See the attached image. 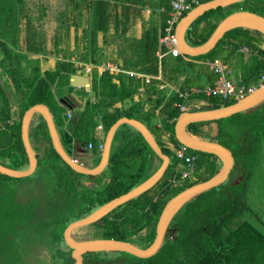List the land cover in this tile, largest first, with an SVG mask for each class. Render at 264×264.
<instances>
[{"label": "trees", "instance_id": "1", "mask_svg": "<svg viewBox=\"0 0 264 264\" xmlns=\"http://www.w3.org/2000/svg\"><path fill=\"white\" fill-rule=\"evenodd\" d=\"M171 1L67 0L68 4L61 12L64 19H67L71 12L69 3H90L88 5L90 22L84 32L86 46L82 54L76 55L75 58L93 63L106 59L107 56L104 54L102 46H99L97 42L98 33L101 32L106 46L114 39L119 40L121 48L118 55L124 54L121 62L123 68L146 74H158L156 52L165 50V47L159 43V38L164 33L163 28L169 17L167 12H161L160 8L163 6L168 11ZM205 1L208 0H199V4ZM145 6L152 8L147 17L144 13ZM240 9L250 10L264 16V0H243L204 12L191 23L187 30L188 43L191 45L203 43L211 35L221 18ZM137 21L142 22L139 29ZM61 27L62 38L65 39L68 33L67 25L62 24ZM111 28L113 32L110 31ZM234 33L238 34L234 35ZM236 37L243 39L242 43L247 44L251 49H257L262 55V59H254L252 66H249L240 83L259 85L260 77L264 75V47H261V43H264V36L256 30L238 27L227 31L216 46L220 43L222 46L229 44L231 49L235 50L239 45ZM211 51L190 57L192 60L212 59L214 55H210ZM67 54L63 55L64 60L54 74L48 73L45 78H42L36 72V84L29 83L27 85L29 88L20 95L16 110L12 112L6 102L1 106V164L14 169L24 168L28 164L21 140V117L28 107L36 103H44L56 119L57 116L58 118L63 116L62 108L58 106L54 98L52 86L56 77L61 75V81L67 82L70 73L75 71L69 61V54ZM208 55L210 56L208 57ZM208 73L207 65H203L201 62L186 61L183 56H169V60L166 61L164 58L161 61V78L150 79L144 85L142 94H137V90L143 84V78L125 73L117 75L107 72L94 76L91 86L94 95L98 96V100L92 104L87 102L85 108L90 107L95 118L98 114L102 115L105 130L120 116L135 118L145 123L155 139L154 130H157L160 137L166 138V142H162V144L157 139L156 141L162 151L170 157V163L162 177L151 188L115 207L101 219L76 228L74 230L76 234L80 237L89 235L86 237L116 238L146 247L155 236V225L167 200L182 189L206 180L217 172L220 167V160L217 156L191 150L197 159L190 175L182 177L181 172L185 165L180 163L181 165L178 166L179 163L175 157L174 148L180 143L174 137L173 128L175 118L182 112L178 104L183 103V99L178 96L177 92H170L168 95L171 88L165 84V82L176 84L178 79H182L181 84L178 83L177 86L180 89L191 91L192 86L200 84L198 80L201 77L199 78V76L202 74L208 76ZM207 80L208 83H204L205 85H213L212 79L207 77ZM136 94L139 98L134 101ZM188 98L197 99L196 106L190 107L191 110L215 108L236 101L235 98L224 100L218 96H207L197 91H193ZM114 101H121L122 107L115 106ZM200 101H204V104L198 105ZM134 108L138 113L132 111ZM241 113L243 114V111L227 117L230 118L227 124L222 125L221 119L194 122L189 123L186 130L192 135L216 141L230 148L235 156L237 170L241 169L242 179L237 183H232L231 177L227 178L228 180L226 179L221 184L190 199L174 215L164 242L154 255L148 258H138L123 252L132 259L124 260L120 264H264V222L262 216L260 217L255 208L248 203L247 188L242 171L252 148L244 143V139L247 138L248 132L253 127H259L264 131V113L260 119L256 115L252 116L249 112L246 113L245 118L235 120V117L240 116ZM63 118L65 117L63 116ZM231 118H234L235 121ZM157 122L160 123L159 128L156 127ZM30 123H33L29 134L32 136L31 141L40 147L36 153L37 167L43 165L42 161L57 162V185L54 195L56 196L60 192L66 201L62 203L59 210L56 209L55 198L54 205H52L54 207L52 217L55 216L54 223L58 228L54 230L53 247L57 250L58 258L62 264H73L74 259L70 256L71 249L67 245L64 248L58 243L59 239L63 241L64 228L70 223V221H65L67 218L61 217L63 211L77 205L79 213L74 220L87 215L97 206L127 192L145 180L160 165L161 159L155 155L135 129L132 128L131 132H124L120 128L114 134V146L106 166L112 169L110 177L106 178L102 185L88 184L87 186L83 180L89 174L78 173L71 169L52 147L46 122L41 114L34 113ZM63 123H65L64 119L60 120V124ZM212 123L216 124L215 129L210 127ZM67 126L70 128V124ZM128 127L131 129L130 126ZM80 128L83 130L84 127ZM85 133L87 132L85 131ZM72 136L83 141L79 131H75ZM89 140H92L94 144L90 150L92 155L96 156L97 153L99 155L100 139L86 138L85 143L87 144ZM67 141H70L69 137L62 138L63 146L67 144ZM153 158L156 159L155 163ZM98 160L92 166H95ZM131 160H135V167H132L134 164H131ZM176 166H178L177 170ZM174 174V181H170ZM0 176L13 178L4 174H0ZM87 231L90 233L87 234ZM94 253H96L94 257L100 261L99 264H105L104 255H98L101 252H87L85 258L91 262L94 258L89 257L88 254ZM103 254H107V252Z\"/></svg>", "mask_w": 264, "mask_h": 264}, {"label": "water", "instance_id": "2", "mask_svg": "<svg viewBox=\"0 0 264 264\" xmlns=\"http://www.w3.org/2000/svg\"><path fill=\"white\" fill-rule=\"evenodd\" d=\"M240 1L243 0H208L187 11L179 19L176 25V33L179 38V46L182 53L190 56L205 54L216 46L217 42L227 31L238 27L256 30L264 36V16L250 10L240 9L232 11L221 18L211 35L203 43L199 45H191L188 43L185 36L186 30L198 16L208 10L216 9L217 7H225ZM69 86L71 89L67 90L61 97V102L68 108L81 106L83 103V95H81L78 90L83 87L85 91H89V77L83 74L73 73L70 75ZM263 100L264 83H260L252 92L233 103L215 108L184 110L175 118L173 128L175 139L179 143L189 147L191 150L210 153L217 156L220 160V167L217 172L208 179L194 183L182 189L167 200L155 225V236L152 242L146 247H140L129 241L116 238L93 237L75 239L72 236V232L76 228L99 220L115 207L137 197L151 188L162 177L170 162V158L162 151L154 135L143 122L128 117H121L113 122L107 130L99 162L95 166L89 167L77 161L65 151L56 128L54 117L48 106L44 103L33 104L24 111L21 117V140L27 155L28 164L24 168L14 169L0 163V174L19 178L28 176L35 171L37 167V157L29 139V125L34 113L41 114L45 120L52 147L61 159L74 171L89 175L99 174L105 169L109 161L112 141L116 129L123 123L129 124L141 135L155 155L161 159L160 165L145 180L132 187L127 192L110 199L87 215L71 221L64 228L63 240L71 249V256L74 259L73 264H83V254L87 252L120 251L129 253L138 258H148L154 255L162 246L169 229V224L181 207L193 197L224 182L228 178L229 173L235 164V158L230 148L216 141L192 135L186 130V126L189 123L214 121L229 117L235 113L248 110L258 105Z\"/></svg>", "mask_w": 264, "mask_h": 264}, {"label": "rangeland", "instance_id": "3", "mask_svg": "<svg viewBox=\"0 0 264 264\" xmlns=\"http://www.w3.org/2000/svg\"><path fill=\"white\" fill-rule=\"evenodd\" d=\"M31 3L35 4L34 7L36 9L38 8L39 11L43 8L47 10L48 3L49 5L50 3H55L54 5H60V7H62L67 3V0H0V25L3 26V29L0 28V30L6 31L3 35L13 33L12 30L15 29H13L10 23L17 15L21 13V16H24L27 14L25 10L27 12L29 10H34L28 8ZM41 3H45L44 7L41 6ZM49 11L52 13L54 9L49 7ZM26 17L28 16L26 15ZM35 31L38 32V30ZM236 34L238 33H234V35ZM236 38L239 44L243 42V39L239 37ZM221 44L222 43L217 45L210 52V55H214V58L218 56L224 59L231 68V80L240 82L247 73V68L244 64L245 57L238 51L223 47ZM58 51L61 55L68 53L65 47L58 49ZM210 55H208V57ZM214 58L201 60L208 62ZM203 61L202 64H204ZM200 77L202 86H206L204 83H208L207 75L202 74ZM78 92L81 95H85L86 93L83 88H80ZM189 92L190 94L193 93V91ZM249 112L252 116L256 115L260 119L262 117L261 115L264 113V100L259 105L248 109V112L243 111V114L241 113L240 116H236L235 120H239L242 117L245 118L246 113ZM93 118L92 116L89 118L88 133L82 131L84 132L82 133L83 141L73 140L71 142L67 141V144H65L70 156L73 158L76 157L79 162L84 164H94L98 160V153L95 154L96 156H93L90 150L83 148L85 144L84 140L95 133V128L93 124H91ZM229 119L230 118L227 117L223 118L220 120V123L222 125L227 124L229 123ZM231 119L234 120V118ZM32 126L33 123H30L29 134ZM210 127L215 129L216 124L212 123ZM57 131L63 136L64 132L61 126H58ZM154 133L157 141L162 144V139L158 131L154 130ZM29 138L35 153H38L40 147L31 141V135ZM244 140L246 145L252 146L251 153L246 160L245 168L242 169L244 173L243 180L247 188L246 196L248 203L255 208V211L258 212L260 217L262 216V221L264 222V131L259 127H253ZM131 162V164H134L132 167H135V160H131ZM41 163L43 165L37 167L36 170L28 176L19 178H6L0 176V264H62L58 258L57 250L53 247L54 230L58 229L54 223L55 216L52 217L54 212V207L52 206L54 205V192L56 191L57 185V162L47 163V161H42ZM111 170V168L106 167L100 174L85 176L83 181L87 183V186L88 184L102 185L106 178L108 179L110 177ZM235 170L232 171L228 177V179L231 177L230 181L232 183L239 182L243 177V175L240 174V168ZM78 208L79 206L77 205L73 208H67L63 211L61 217L64 219L67 218L65 221L71 222V220L77 217L79 213ZM57 214L60 216L59 213ZM86 233L88 234L90 232L87 231ZM59 241L58 243H60V246L64 247V242L61 239H59ZM103 253L102 251L98 255H104V259L106 258L104 260L105 264H113L114 262L120 264L123 263L124 260L132 259L129 255L120 251H110L109 253L107 251V254ZM88 255L94 259L84 264L100 263V261L94 257L96 253Z\"/></svg>", "mask_w": 264, "mask_h": 264}, {"label": "crops", "instance_id": "4", "mask_svg": "<svg viewBox=\"0 0 264 264\" xmlns=\"http://www.w3.org/2000/svg\"><path fill=\"white\" fill-rule=\"evenodd\" d=\"M44 4L45 3H41V6L44 7ZM54 4L55 3L53 4L50 3L49 5L48 3L47 10L43 8L38 11V8L36 9L34 7L35 4L31 3L30 7L28 6L27 7L34 9V10H29L28 12L25 10V13H27L26 15L28 17H26V15L21 16V13H20L19 15H17L16 18H14V20L11 23L9 22L10 24H14V23L16 24L14 26L12 25L13 29H15V30H12L13 33H7L3 35V33L4 32L6 33V31L0 30V108L3 105V103L6 102L11 107L12 112L13 110H16L18 102L21 97L20 95L26 92V89L29 88V86L27 87V85L29 83H32L33 85L36 84V79H37L36 72L40 74L39 75L40 77L45 78L46 75H48V73L54 74L55 70L59 68L60 63L64 60V58H63V55H61V53L58 51V49L65 47L69 54V55L67 54L69 57V61L70 63H72L71 66L73 69L75 68L74 73L83 74L89 77V91H86L85 95L82 96L83 103L81 106L74 107V108H68L63 105L60 99L66 93L67 90L71 89V87L69 86V80H70V75L73 73H70L69 79L67 82L64 80L61 81V75L60 77H56L53 82L52 91H53L54 98L58 106L62 108V112H63L62 115L65 118H63V116H60L58 118L57 116V119H56L54 114L52 112L51 113L54 117L56 128H58V126L59 127L61 126L64 132L63 136H61L58 133L60 136V139L62 140V138L69 137L70 139L69 142L73 140L79 141L72 136L73 133H75V131H79L81 134L84 133L82 131H86L88 133L89 118L90 116L93 117L91 108L90 107L85 108V105L87 102H91L92 104L98 100L97 98L98 96L94 95L92 91V86H91V81L94 79V76L102 74L103 72H107L109 74H117V75L125 73L128 75H134L137 78L139 77L143 78L142 79L143 84H141V86L137 90V94H142V92H144V85L148 83L150 79L152 78L160 79L161 78L162 59L165 58V60L167 61L169 60V56H172V55L169 53H165L167 52L165 46H164L165 47L164 51L158 50L156 52L157 59H158V74L156 75L142 73L141 71H137L133 69H126V68H123V66L121 65L124 54L123 55L121 54V56L118 55V52L121 48L119 44V40L114 39L112 43L106 46V44H104L103 42L104 40L103 34L99 32L98 37H97V42L99 46H102L103 52L107 56V58L99 62H94V63L91 61H87V60L86 61L78 60L75 58V56L76 55L80 56L86 46V41H85L86 36L84 32H85V28L88 26L90 22V17L88 16V13H89L88 5L90 3H69L71 12L69 13V16L67 19L66 18L64 19V17H62L61 12L63 11V9L66 8L68 3H65L62 7H60V5H54ZM49 7L53 8L54 12L50 13ZM171 9H172V5L168 11H166V9L162 6L160 8V11L167 12V14H169ZM151 10L152 8L150 6L144 7V13L146 17L151 12ZM141 23H142L141 21H137L138 29ZM62 24L67 25L68 33L65 39L62 38V35H61V29H62L61 25ZM0 28L3 29V26L0 25ZM112 28L110 30L111 32H113ZM35 30H38V32H36ZM175 30H176V26H175ZM187 30H186L185 36L187 34ZM252 34L257 36L255 33H252ZM242 45L249 47L245 43H240L237 49H235V51H238L239 53L244 55L245 57L244 64L248 70L249 66H252L254 59L255 58L257 60L262 59V55L258 52L257 49H252V52L245 53L240 49ZM223 47H228L231 49V46L229 44L228 45L224 44ZM261 47L262 48L264 47L263 42L261 43ZM160 53H164V54H162L159 57ZM178 56H183V58L186 61H194L197 63L199 62L202 63L203 61V60H192L190 55H186L184 53ZM215 58L220 59L222 63L225 65L226 69H228L229 72L225 74V77L231 80L230 78L231 68L229 64L226 63L224 59L218 56H216ZM108 62L117 64L119 66V71L115 73H110L108 70H105L103 68V64L108 63ZM203 63L207 65L205 61H203ZM9 67H12L14 69H11ZM207 68L210 73V74L208 73L207 77H209V79H212L213 85H214L218 80L219 74L211 70L209 66H207ZM142 74L152 75L153 77H151L149 80H146L145 77L142 76ZM231 81L234 84L240 83V82H235L233 80ZM181 82H182V79H178V83L181 84ZM198 82L200 84L192 86L191 91L199 92L200 89L206 86H213V85L202 86L201 79H199ZM178 83L169 84L165 82V84L171 88L170 91L168 92V95L170 94V92L178 93V91L187 90V89L185 90L180 89L179 86H177L179 85ZM137 94L134 95V101L139 98ZM196 101H197L196 98L183 99L185 110H191L190 107L196 106V103H197ZM203 104H204V101H200L198 105H203ZM114 105L117 107H122L121 101H114ZM132 111L138 113L137 109L135 108ZM68 112L70 113L69 116H68ZM121 117H126V116H120L119 118ZM63 119L65 123L60 124V120H63ZM95 122H96V125H95ZM69 124H70V128H68L69 126H67ZM91 124H93L95 128V133L88 136V138L93 137L96 139H100L101 142L99 144H102V148H103L105 136H106L108 129L105 130L104 128V123L102 121V115L98 114L97 118L94 117ZM99 125H101L102 127L99 128L98 127ZM127 125L130 126L127 123L121 124L120 126H118L116 131L121 128L120 130L124 132H131L133 127L130 126L131 127L130 129ZM156 125H157L156 127L159 128L160 123L157 122ZM80 127H84L82 128L83 130H81ZM160 138L162 139L161 141L163 143L166 142L165 140L166 138L165 139L163 137H160ZM89 141L92 142V140H89ZM113 146L114 145L112 141L110 155L112 153ZM83 148H86L87 150H91L87 148L86 143L84 144ZM102 148L101 149L99 148L100 149V153L98 155L99 160H100ZM110 155H109V158H110ZM74 158L78 161L76 157ZM155 162H156V159H154V163ZM92 164L93 163H86L85 165L92 167Z\"/></svg>", "mask_w": 264, "mask_h": 264}, {"label": "built area", "instance_id": "5", "mask_svg": "<svg viewBox=\"0 0 264 264\" xmlns=\"http://www.w3.org/2000/svg\"><path fill=\"white\" fill-rule=\"evenodd\" d=\"M199 0H172L171 5L172 9L169 12V17L166 20V24L163 28L164 33L159 38L160 43L166 47L165 53H169L172 56H178L182 54V51L179 46V38L176 34L175 26L178 20L185 14L187 11H189L194 5H198ZM240 49L245 53L252 52V49L242 45ZM164 54L160 53L159 57ZM205 63L209 66L211 70L219 74L217 82L213 86H206L199 90L200 93L207 95V96H218L221 99H228V98H235L236 100L242 98L246 94L252 92L255 87L257 86L255 83H239L234 84L230 79L225 77V74L228 73V69H226L225 65L222 63V61L218 58H214L211 61H205ZM103 68L105 70H108L110 73H115L119 71V66L114 63H105L103 64ZM143 77H145L146 80H149L152 75H145L142 74ZM157 77V76H155ZM159 77V76H158ZM261 83L264 81V75H261L260 80ZM189 91H178V96L182 99H186L190 96ZM179 108L181 110H185L184 103L178 104ZM70 113L68 112V116ZM99 128L102 126L99 125ZM93 143L89 141L87 143V148L92 149ZM99 148H102V144H99ZM175 157L178 161V166L181 164L185 165V168L182 170V177H186L190 175V173L193 171V165L196 161L197 157L196 155L191 151L189 147H187L184 144H179L176 148H174ZM181 163V164H180ZM178 166L175 167V169H178ZM175 174L170 178V181H174Z\"/></svg>", "mask_w": 264, "mask_h": 264}, {"label": "flooded vegetation", "instance_id": "6", "mask_svg": "<svg viewBox=\"0 0 264 264\" xmlns=\"http://www.w3.org/2000/svg\"><path fill=\"white\" fill-rule=\"evenodd\" d=\"M63 145V144H62ZM64 147V149H65V151L67 152V149H66V147L65 146H63ZM68 153V152H67ZM69 154V153H68ZM70 155V154H69ZM170 158V157H169ZM234 158H235V156H234ZM235 160V159H234ZM170 163V162H169ZM108 165V164H107ZM169 165V164H168ZM93 167V166H92ZM168 167V166H167ZM167 169V168H166ZM237 170V168H236V160H235V164H234V166H233V168L231 169V171H233V170ZM103 171V170H102ZM101 171V172H102ZM231 171H230V173H231ZM100 172V173H101ZM99 173V174H100ZM230 173H229V175H230ZM229 177V176H228ZM91 185V184H90ZM66 200L64 199V197L62 196V194L60 193V192H58L57 194H56V196H55V205H56V209H58L59 210V208H61V205H62V203H64ZM98 207V206H97ZM96 207V208H97ZM95 209V208H94ZM93 209V210H94ZM101 219V218H100ZM72 236L76 239V238H79V239H83V238H90V237H86V236H89V235H83V237H80L78 234H76L74 231L72 232ZM62 237H63V234H62ZM91 238H93V237H91ZM63 242H64V240H63ZM65 244V243H64ZM66 245V244H65ZM70 256H71V252H70ZM72 257V256H71ZM83 264L85 263V262H89L88 260H87V258H85V254H83Z\"/></svg>", "mask_w": 264, "mask_h": 264}]
</instances>
